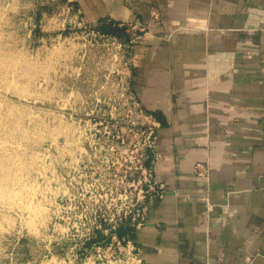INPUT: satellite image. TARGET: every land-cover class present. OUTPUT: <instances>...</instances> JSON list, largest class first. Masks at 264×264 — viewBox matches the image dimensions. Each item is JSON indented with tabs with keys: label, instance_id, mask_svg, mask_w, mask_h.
<instances>
[{
	"label": "rangeland",
	"instance_id": "374dc122",
	"mask_svg": "<svg viewBox=\"0 0 264 264\" xmlns=\"http://www.w3.org/2000/svg\"><path fill=\"white\" fill-rule=\"evenodd\" d=\"M71 4L0 0V264H135L108 228L154 200L129 32Z\"/></svg>",
	"mask_w": 264,
	"mask_h": 264
},
{
	"label": "crops",
	"instance_id": "0c3cea01",
	"mask_svg": "<svg viewBox=\"0 0 264 264\" xmlns=\"http://www.w3.org/2000/svg\"><path fill=\"white\" fill-rule=\"evenodd\" d=\"M71 1L126 27L132 90L159 124L141 264H264V0Z\"/></svg>",
	"mask_w": 264,
	"mask_h": 264
},
{
	"label": "built area",
	"instance_id": "2783aa9c",
	"mask_svg": "<svg viewBox=\"0 0 264 264\" xmlns=\"http://www.w3.org/2000/svg\"><path fill=\"white\" fill-rule=\"evenodd\" d=\"M152 121H153L152 126H153V129L154 130H151L150 133H149V137L152 138V141H150V144L148 146V149L150 150V152H151V149H152L153 140L155 139L153 137L154 132H155V130L157 128H159V124L155 120H152ZM151 159H152V156H150V161H151ZM140 168H141V166H140ZM145 168H146V170L148 172V175L152 177L153 172H152V169L150 168V166L148 168L147 167H145ZM193 170H194V173L198 177H200V178H206L207 177L208 170H207L206 167L203 168V166L201 164H196L194 166V169ZM150 188H151V191L152 192L148 194V196H149L148 200L149 201H151L152 199H162L163 192H164V186H163V184H156L153 181L152 182V185L150 186ZM212 207L213 206L211 204H209L205 200L206 212L211 211L212 210ZM129 220L132 221V222L129 223ZM125 221L126 222L128 221V223L126 224ZM144 222H145V216H144L143 213L137 214V217L136 218H131L130 216L129 217L125 216L124 218H120L119 219V224H114L113 226H110L109 225L110 228H108V229L110 231H113L114 232V231H116L119 228H125L126 227V228H131V229H133L135 231V230L140 229L143 226ZM103 223H106L105 220H103ZM101 225L102 224L100 223L98 226L95 227V229L100 228ZM103 225H105V224H103ZM112 238L116 239L118 243H121L122 242L123 244H126L128 247H130V245H131L132 250H134V251L137 252L136 254H134V257H133V260L135 261V264H141V261H140V258H139V252H138L137 246H136V244L134 242V239L132 240L128 235H125L122 238H118L115 233L113 234V237Z\"/></svg>",
	"mask_w": 264,
	"mask_h": 264
},
{
	"label": "trees",
	"instance_id": "16d2710c",
	"mask_svg": "<svg viewBox=\"0 0 264 264\" xmlns=\"http://www.w3.org/2000/svg\"><path fill=\"white\" fill-rule=\"evenodd\" d=\"M114 233L116 234V236L118 238H122L125 235H128L130 238L134 239V230L131 228H119L116 231H114Z\"/></svg>",
	"mask_w": 264,
	"mask_h": 264
},
{
	"label": "bare ground",
	"instance_id": "6f19581e",
	"mask_svg": "<svg viewBox=\"0 0 264 264\" xmlns=\"http://www.w3.org/2000/svg\"><path fill=\"white\" fill-rule=\"evenodd\" d=\"M0 117H1V116H0ZM1 119H2V118H1ZM7 158H10V157L8 156ZM33 158H34V157H33ZM38 160H39V158H38ZM32 161H33V160H32ZM34 161H35V160H34ZM28 195L31 197V198L29 199L30 201H32L33 198L35 197L34 194H33V192H30V191L28 192ZM35 198H36V197H35Z\"/></svg>",
	"mask_w": 264,
	"mask_h": 264
}]
</instances>
